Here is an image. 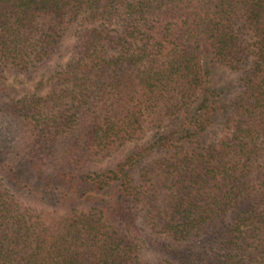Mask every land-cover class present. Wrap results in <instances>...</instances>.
<instances>
[{"label":"trees","instance_id":"1","mask_svg":"<svg viewBox=\"0 0 264 264\" xmlns=\"http://www.w3.org/2000/svg\"><path fill=\"white\" fill-rule=\"evenodd\" d=\"M66 37L0 101V264H264V0H0V75Z\"/></svg>","mask_w":264,"mask_h":264},{"label":"rangeland","instance_id":"2","mask_svg":"<svg viewBox=\"0 0 264 264\" xmlns=\"http://www.w3.org/2000/svg\"><path fill=\"white\" fill-rule=\"evenodd\" d=\"M72 43L73 38L66 37L63 39L57 54L27 72H14L6 68L0 75V86L3 87H0V101L7 99L8 92L17 99H21L27 95H45L60 91L62 87L55 84L51 76L67 63L70 56L68 50ZM210 58L205 57L203 62L212 70L211 86L222 92H227L235 77L219 67ZM0 136L3 137L1 134ZM99 168L106 169L107 164L103 163V165H99Z\"/></svg>","mask_w":264,"mask_h":264}]
</instances>
